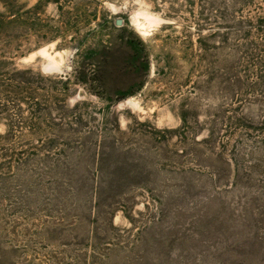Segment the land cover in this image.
Here are the masks:
<instances>
[{
	"label": "rangeland",
	"instance_id": "1",
	"mask_svg": "<svg viewBox=\"0 0 264 264\" xmlns=\"http://www.w3.org/2000/svg\"><path fill=\"white\" fill-rule=\"evenodd\" d=\"M0 264H264V0H0Z\"/></svg>",
	"mask_w": 264,
	"mask_h": 264
},
{
	"label": "water",
	"instance_id": "2",
	"mask_svg": "<svg viewBox=\"0 0 264 264\" xmlns=\"http://www.w3.org/2000/svg\"><path fill=\"white\" fill-rule=\"evenodd\" d=\"M118 24H121V22H120V21H118Z\"/></svg>",
	"mask_w": 264,
	"mask_h": 264
}]
</instances>
